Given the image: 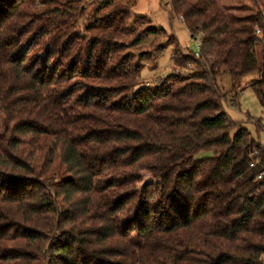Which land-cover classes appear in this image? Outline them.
<instances>
[{
  "label": "trees",
  "instance_id": "obj_1",
  "mask_svg": "<svg viewBox=\"0 0 264 264\" xmlns=\"http://www.w3.org/2000/svg\"><path fill=\"white\" fill-rule=\"evenodd\" d=\"M252 1L169 0L199 51L170 36L187 71L151 85L120 50L165 32L125 0H0V264H264V145L218 83L256 72L264 112Z\"/></svg>",
  "mask_w": 264,
  "mask_h": 264
},
{
  "label": "rangeland",
  "instance_id": "obj_2",
  "mask_svg": "<svg viewBox=\"0 0 264 264\" xmlns=\"http://www.w3.org/2000/svg\"><path fill=\"white\" fill-rule=\"evenodd\" d=\"M89 4L85 6V13L90 14L96 0H88ZM225 5H253L252 0H220ZM128 7L136 13L148 14L152 23L158 29H163L165 33H160L157 37H151L138 47L126 48L120 50L122 55L135 56V63L142 67L140 83L155 84L159 78L167 76L172 72L177 74L186 73L187 69L175 66L173 59L174 47L171 45L170 36H175L180 46L197 53L201 36L198 34L193 37L187 29L181 18L170 16L169 0H125ZM133 6V7H132ZM147 12V13H146ZM134 22L131 18L128 26ZM148 24L143 23L142 27ZM134 34L125 35V37H116L120 43L129 44ZM128 47V45H127ZM159 47H166L164 51H157ZM149 52L151 56L141 60L137 58L141 52ZM260 55V51L258 53ZM258 77L256 72L244 75L238 82V90H233V81L229 73H222L218 78V83L222 87L227 98L224 99V108L235 121L240 122L244 127L248 128L252 136L264 145V112L252 88L248 86V82ZM238 91V96L237 92ZM252 119H260L261 127ZM213 156V151L202 150L195 157L202 159ZM57 163L53 166L57 178L68 175L65 167ZM144 180L151 179L148 171H143Z\"/></svg>",
  "mask_w": 264,
  "mask_h": 264
},
{
  "label": "built area",
  "instance_id": "obj_3",
  "mask_svg": "<svg viewBox=\"0 0 264 264\" xmlns=\"http://www.w3.org/2000/svg\"><path fill=\"white\" fill-rule=\"evenodd\" d=\"M189 66H191V65H189Z\"/></svg>",
  "mask_w": 264,
  "mask_h": 264
},
{
  "label": "crops",
  "instance_id": "obj_4",
  "mask_svg": "<svg viewBox=\"0 0 264 264\" xmlns=\"http://www.w3.org/2000/svg\"><path fill=\"white\" fill-rule=\"evenodd\" d=\"M147 13V12H146Z\"/></svg>",
  "mask_w": 264,
  "mask_h": 264
}]
</instances>
